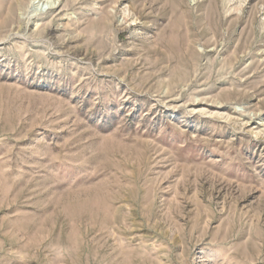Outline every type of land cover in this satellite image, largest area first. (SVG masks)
<instances>
[{"label": "rangeland", "instance_id": "1", "mask_svg": "<svg viewBox=\"0 0 264 264\" xmlns=\"http://www.w3.org/2000/svg\"><path fill=\"white\" fill-rule=\"evenodd\" d=\"M0 264H264V0H0Z\"/></svg>", "mask_w": 264, "mask_h": 264}]
</instances>
